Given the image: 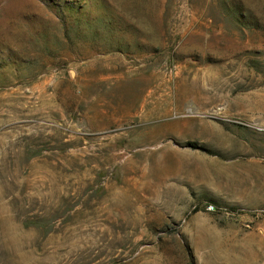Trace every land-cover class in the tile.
<instances>
[{"label": "rangeland", "instance_id": "obj_1", "mask_svg": "<svg viewBox=\"0 0 264 264\" xmlns=\"http://www.w3.org/2000/svg\"><path fill=\"white\" fill-rule=\"evenodd\" d=\"M0 264H264V0H0Z\"/></svg>", "mask_w": 264, "mask_h": 264}]
</instances>
